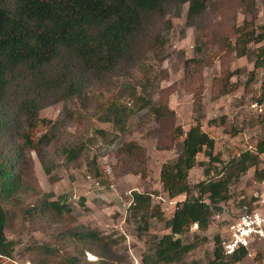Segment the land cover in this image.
I'll list each match as a JSON object with an SVG mask.
<instances>
[{"label":"trees","instance_id":"obj_1","mask_svg":"<svg viewBox=\"0 0 264 264\" xmlns=\"http://www.w3.org/2000/svg\"><path fill=\"white\" fill-rule=\"evenodd\" d=\"M185 4L186 27H199L198 21L205 15H224L234 9L230 4L236 6L248 18L241 25H231L228 36L212 37V45H219L226 56L234 53L236 57H252L253 68L264 72V47L250 50L251 45L264 41V25L256 24L255 0H0V257L11 258L14 253V244L5 235L9 223L6 208L16 204L21 195L41 194L34 182L30 154L39 156L52 144L54 134L50 130L40 131L48 123L39 117L40 111L76 98L83 100L92 88L106 90L113 82L142 67L148 55L162 53L171 29L169 21L164 20L168 7ZM206 43L207 40L202 42L200 36L196 37L197 56L207 52ZM206 64L205 59L196 57L184 61L187 75L200 76L197 86L189 92L193 112L202 109L201 73ZM234 74L228 68L222 69L212 82L211 92L224 96L236 90L237 85L231 82ZM147 87V83L142 84L144 95L138 100L156 124L152 133L154 147L157 151H177L174 159L160 166L161 189L169 198L184 195L185 199L165 218L159 206L151 204V195L156 192H134L130 215L134 221L140 217L142 223L135 221L139 230L146 231L147 217L164 222L169 229L162 237H151L152 247L143 255L141 264H184L185 256L206 239L195 235L192 242L185 243L180 237L195 224L199 231L207 230L212 218L222 213L221 204L230 200V187L250 169H254V181H264V168L260 167L264 139L223 163L215 153L214 139L202 129L200 121L184 130L176 123L168 96L160 91L158 102L154 103L146 93ZM254 99L261 104L264 94ZM68 119L83 122V117H74L72 113ZM99 120L114 126L116 134L112 141L123 133L121 124L125 120L116 104L110 105ZM222 121L212 119L208 123L216 125ZM259 122L264 125V115ZM66 153L69 161L75 160L74 148ZM115 154L120 166L114 165L113 169L139 175L141 179L147 177L146 150L136 141L123 142ZM199 155L205 161H198ZM196 165L203 168L204 179L190 184L189 172ZM87 171L95 181L103 177L96 158L87 162ZM253 201V196L244 198L239 207L249 211ZM71 212L67 205L51 200L47 194L24 210L28 218L49 219L53 223L72 222ZM59 236L72 246L75 255L59 259L57 248L35 243L25 250L33 264H80L94 246L102 248L100 257H103L117 243L97 230L78 227L66 229ZM220 240V235L214 237L212 258L190 264L241 262L243 253L223 255Z\"/></svg>","mask_w":264,"mask_h":264},{"label":"rangeland","instance_id":"obj_2","mask_svg":"<svg viewBox=\"0 0 264 264\" xmlns=\"http://www.w3.org/2000/svg\"><path fill=\"white\" fill-rule=\"evenodd\" d=\"M255 3L258 17L256 24L264 25V0H255ZM230 5L234 9L224 15H205L198 21L199 27H186V4L168 7L164 20L169 21L171 29L162 53L148 55L142 67L113 82L106 90L92 88L83 100L76 98L40 111L39 117L48 121L40 127V131L50 130L54 134L52 144L43 149L39 156L34 152L30 154L33 159L34 182L41 194L21 195L16 204L6 208L9 223L5 235L13 242L14 253L11 258L0 257V264H33L25 250L35 243L57 248L59 259L75 255L72 246L63 242L59 236L62 231L73 227L97 230L117 240L114 246L111 245L108 256L100 257L102 248L94 246L93 252H86L85 259L81 258L80 264H88L90 261L141 264L143 255L152 247L151 237H162L169 233L164 222L150 217L146 219V231L137 229L135 221L140 222V217L134 221L130 215L131 206H128L130 194L156 192L151 195V204L158 205L162 211L160 205L163 203L157 202L156 197L168 196L162 191L159 182L160 166L174 159L177 154L176 150L155 149L152 133L156 124L138 100V97L144 95L142 84L147 83L149 91L146 93L154 103L158 102L160 91L168 96V106L176 114L177 125H181L184 130L199 120L202 129L214 139L215 153L220 155L223 163L244 150L252 149L258 140L264 139V125L259 122L264 115V108L261 111L250 108V104L256 101L254 98L264 94L263 70L253 68L252 57H236L234 53L226 56L219 45H212V37L220 39L228 36L231 25H241L248 18L236 6ZM197 36H200L202 42L207 40V52L200 56L195 54L194 48ZM259 46L264 47V41L259 45H251L250 50ZM193 57L203 58L208 63L201 73L203 100L200 112H193L192 95L189 93L190 89L197 86L200 76L190 77L184 70V61ZM224 68L234 71L231 82L237 88L227 95L219 96L211 92V85ZM112 104H116L125 120L121 124L123 133L115 141H112L116 134L114 126L99 120ZM71 113L74 117H83L82 124L77 119L69 120L68 114ZM212 119L223 121L211 125L208 122ZM99 131H103L104 135ZM129 140L136 141L146 150L148 174L145 179L119 171L120 162L115 151ZM73 148L77 156L74 161H69L66 151ZM92 158L97 159L103 176L98 187L89 178L87 171V162ZM197 160L205 161L202 155ZM114 165H118V170L113 169ZM260 167L264 168V158ZM107 169L110 173H107ZM253 172L254 169H250L230 187V200L221 204L222 213L212 218L207 230L199 231L192 226L180 237L185 243L192 242L195 235L206 239L185 256L184 264L192 261L204 263L212 258L214 237L223 236L225 226L246 209L239 207L240 201L260 193L264 188V181H254ZM203 179V168L196 165L189 172L188 181L195 184ZM44 194L49 195L51 200L67 205L72 211V222L53 223L49 219L28 218L24 210L36 204ZM183 199L184 195L174 198V201ZM164 216L168 218L171 215ZM257 258L242 259L236 264H264V256Z\"/></svg>","mask_w":264,"mask_h":264},{"label":"built area","instance_id":"obj_3","mask_svg":"<svg viewBox=\"0 0 264 264\" xmlns=\"http://www.w3.org/2000/svg\"><path fill=\"white\" fill-rule=\"evenodd\" d=\"M250 108L261 111L264 108V102L258 104L256 101L250 104ZM107 173H110L107 169ZM106 175V174H105ZM90 178V177H89ZM95 186H99V181L93 180ZM252 209L238 215L233 221L225 226L223 236H220V245L225 257H231L235 254H244L243 259H253L264 256V188L260 193H254ZM169 198V197H168ZM156 197L157 202L162 201L160 205L164 214L172 215L177 209V203L174 198ZM134 205L132 194L128 206ZM197 228V225H193Z\"/></svg>","mask_w":264,"mask_h":264}]
</instances>
